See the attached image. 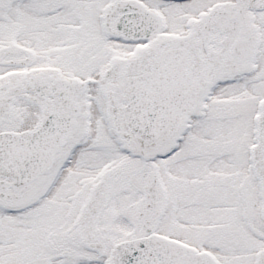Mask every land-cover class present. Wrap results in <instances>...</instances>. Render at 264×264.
Returning <instances> with one entry per match:
<instances>
[{"label": "snow or ice", "instance_id": "1", "mask_svg": "<svg viewBox=\"0 0 264 264\" xmlns=\"http://www.w3.org/2000/svg\"><path fill=\"white\" fill-rule=\"evenodd\" d=\"M0 264H264V0H0Z\"/></svg>", "mask_w": 264, "mask_h": 264}]
</instances>
